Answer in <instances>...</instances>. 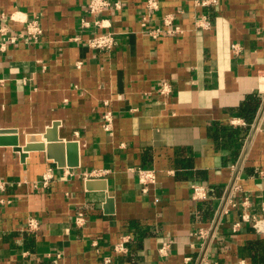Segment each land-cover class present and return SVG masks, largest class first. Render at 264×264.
Listing matches in <instances>:
<instances>
[{
	"label": "crops",
	"instance_id": "1",
	"mask_svg": "<svg viewBox=\"0 0 264 264\" xmlns=\"http://www.w3.org/2000/svg\"><path fill=\"white\" fill-rule=\"evenodd\" d=\"M89 1L0 0V264H264V0Z\"/></svg>",
	"mask_w": 264,
	"mask_h": 264
},
{
	"label": "built area",
	"instance_id": "2",
	"mask_svg": "<svg viewBox=\"0 0 264 264\" xmlns=\"http://www.w3.org/2000/svg\"><path fill=\"white\" fill-rule=\"evenodd\" d=\"M220 3V0H198L196 1V5L199 7H215L218 6ZM147 8L150 11H156L160 7V0H146ZM112 6L111 2L109 0H90L89 1V13L92 16H99L101 13H103L104 10L107 8H110ZM118 6V4H116ZM174 19V16L172 15H166L164 17L165 25L170 26L172 24V21ZM103 20L96 19L93 21V24L90 23L87 19L83 20L84 27H90L91 24L95 25V27L99 29H104L107 27V25L103 24ZM148 22L143 20L142 26L144 29L147 27ZM196 26L201 29H210L212 27V23L209 21V19L206 16H202L196 20ZM176 33L181 32V30L178 28L175 30ZM41 33L40 27L36 23H30V26L28 27V34L32 37L36 38ZM150 35L154 38L158 37L160 34V29H152L149 31ZM12 41L15 42L16 38H12ZM116 44V36L111 32H102L98 34L92 35V37L88 40V45L95 49H103V50H110L114 47ZM103 127L107 131H111L112 128V113L107 112L103 116ZM139 183L141 185V190L144 193H147L149 191V187L156 183L157 181V173L154 169H138L136 171ZM51 178V176L46 175L44 177L45 184L48 182V180ZM0 188H3V185H0ZM194 190V199L201 200L206 198V193L204 191V188L199 185L193 186ZM85 224V216L83 214H79L76 218V225L81 227ZM40 229V224L35 218H31L28 220L26 224V230L33 233ZM201 234L204 235L202 232ZM131 240V236L127 235L122 237L121 241L115 246V252L119 254H126L128 252V242ZM167 247H164L160 249L161 254L166 253ZM105 261L107 263L110 262L109 259L105 258Z\"/></svg>",
	"mask_w": 264,
	"mask_h": 264
},
{
	"label": "water",
	"instance_id": "3",
	"mask_svg": "<svg viewBox=\"0 0 264 264\" xmlns=\"http://www.w3.org/2000/svg\"><path fill=\"white\" fill-rule=\"evenodd\" d=\"M56 126H57V124L55 123L54 125H53V128L55 129L56 128ZM50 133H52L51 132V130H49L48 131V133L46 132V135L44 136L45 137V139L48 141V144L47 145H43V146H38L37 148H35L36 150H45V151H47V153H48V155L50 156V157H52V149H53V147H54V142H57L58 144H61V145H63L62 144V141L56 136H54V137H52V135H50ZM19 148V147H18ZM31 149H33V147H30V146H27V147H25V150L26 151H28V150H31ZM19 151L21 150V149H18Z\"/></svg>",
	"mask_w": 264,
	"mask_h": 264
}]
</instances>
